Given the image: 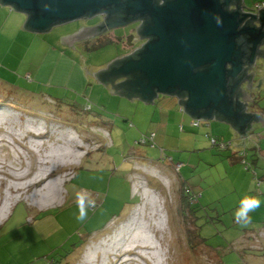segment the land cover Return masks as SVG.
Returning <instances> with one entry per match:
<instances>
[{"label":"rangeland","instance_id":"1","mask_svg":"<svg viewBox=\"0 0 264 264\" xmlns=\"http://www.w3.org/2000/svg\"><path fill=\"white\" fill-rule=\"evenodd\" d=\"M263 3L242 0L250 12ZM100 21L76 20L14 44L28 43L32 54H39L41 45L67 51L84 71V83L69 90L38 85L24 71L4 64L11 60L0 52V141L5 140L0 143V163L5 165L0 208L8 205L0 217V264H264V235L258 231L247 236L248 226L234 218L246 195L242 185L253 178L257 185L261 178L253 167L246 171L241 161L239 168L246 173H234L229 151L211 144L228 127L210 120L194 126L175 100L178 105L169 109L178 113H172L159 133L154 128L163 121L159 101L147 104L112 93L113 86L97 78L115 59L142 46L139 24L69 45L70 37ZM11 44L0 41V47ZM26 131L42 134L43 141ZM11 132L26 141L15 143ZM60 134L82 149L76 151L78 158L51 166L55 178L46 183L59 184V197H52L54 205L38 208L33 195L42 184L10 191L18 186L10 176L15 170L38 174L43 156L66 147ZM226 137L223 141L229 142ZM184 187L191 192L184 195L191 200L188 204L181 194ZM79 190L87 191L97 205L83 223L75 218ZM139 228L146 230L153 249L124 254L134 247L124 239Z\"/></svg>","mask_w":264,"mask_h":264},{"label":"water","instance_id":"2","mask_svg":"<svg viewBox=\"0 0 264 264\" xmlns=\"http://www.w3.org/2000/svg\"><path fill=\"white\" fill-rule=\"evenodd\" d=\"M122 1L127 2L130 15L150 19L142 34L155 38V41L145 46L138 60L124 61L114 71L120 76H134V81L127 84L132 94L138 93L146 102H150L158 94L185 92L188 100L183 106L193 117L212 120L217 113L224 118L213 120L230 123L240 136L241 132L251 127L248 125L251 120H260L264 125L261 113L243 114L241 110L245 109L244 101L234 100V93L247 80L244 90L250 92L247 103L262 108L264 66L259 67L255 62L257 50L264 40V32L255 27L242 28L241 25L249 16L264 25V8L253 15H242L239 11L231 13L224 9L231 0H174L163 7L156 6L153 0H4L6 4L15 5L23 12H34L22 28L39 33H48L64 25L61 23L103 17L110 10L120 13L119 4ZM110 6L117 8L110 9ZM217 17L222 22L219 26ZM112 28L103 19L94 26L81 29L77 35L69 38V42L74 45L78 41L101 36ZM241 36H248L252 45L248 62L251 66L246 70L241 61L242 47L237 42ZM129 55L115 59L109 66ZM105 70L97 72L99 80ZM240 75V79L234 82ZM256 80L257 86L253 87ZM111 92L116 93L114 88Z\"/></svg>","mask_w":264,"mask_h":264},{"label":"crops","instance_id":"3","mask_svg":"<svg viewBox=\"0 0 264 264\" xmlns=\"http://www.w3.org/2000/svg\"><path fill=\"white\" fill-rule=\"evenodd\" d=\"M27 20L28 16L24 13L15 11L11 7L4 6L0 3V41L3 39L9 40V42L12 41V44L7 48H5L6 46L0 47V52L3 58L11 60L10 63L4 64L12 69L24 71L27 76H31L38 85L65 90L75 88L74 85H82L84 83V71L78 66V62L68 55L67 51L63 49L61 50L60 47H51L49 45L48 48H45L44 45H41L38 47L39 54H32L31 51L33 47H29L28 43L14 45L15 42L19 41L21 38L36 39L39 35L44 34L22 28V25L26 23ZM69 45L72 46V44ZM161 97L163 98L161 99ZM175 100L179 102L177 97L169 95H159L155 100V102L159 101L158 106H160V117L163 118V121L155 123L154 125V128L159 133L162 132L164 122H166L165 127H167L172 113H178L176 109H169V106L172 104H175L176 106L178 105ZM161 102L165 104L161 105ZM179 106L181 107L180 104ZM250 113H261L264 117V104H262V108H254L253 112ZM202 120H204V122L209 121V119L205 118ZM210 121H216L220 124L226 125L228 130L225 131V136H227L230 141L235 142V146L233 150L229 151L228 156L230 163L236 168L234 173L237 175L238 173H246L245 170L239 168L241 164L237 155L239 150L246 148L248 152L247 158L251 164V169L246 171L250 172L253 167V171L255 170L257 172V177L261 178V181L257 183V185L253 184L254 178L253 180H250L249 183H244L241 191L245 189L246 191L244 193L246 195L254 196L261 201L260 208L250 213L252 219L251 223L247 225L248 228L246 229V235L251 236L258 231L262 233L264 232V125L260 120L258 122L253 121V125L250 127L253 131L244 143L243 137L240 136L239 132L230 123L213 119ZM209 125L211 126L212 124ZM225 136L221 134L219 135V139L223 140ZM255 137H258L257 142L259 146L257 149L252 145L253 140H256Z\"/></svg>","mask_w":264,"mask_h":264},{"label":"bare ground","instance_id":"4","mask_svg":"<svg viewBox=\"0 0 264 264\" xmlns=\"http://www.w3.org/2000/svg\"><path fill=\"white\" fill-rule=\"evenodd\" d=\"M0 131H2V130L0 129ZM26 132H27V135L31 136L30 138H32V139L37 138V139H41L42 140V138H43L42 134H39L38 136H35L33 134H30L31 132H29V131H26ZM9 135L11 136V138H13L14 142L17 143V144H18L17 140H19L21 142L22 141L23 142L26 141V137L24 135L20 136L19 138H17L16 134L12 133V132ZM58 137H59V141L63 140V142L66 145V147L61 148V149L58 147L59 150H56L54 152L52 151V152L46 154L45 156H43L41 158V160L39 161V164H40L41 168L38 171V174H36V173L35 174H30L29 172L28 173H23V172L21 173V172H19V170H15V171H13L12 175L10 176V178L13 179L18 184V186H16V187H12L11 186L9 188L10 191H13V190L20 191V190H23V188H27L28 187V189H29L31 186H37V185L42 184L43 187L40 189V191L33 195V205L38 207V208H40V207L43 208V207H48L50 205H54V204H52L53 202L51 203L52 197H55V198L57 196L59 197V193H60L59 184L55 183V182L48 183V184L46 183V181L50 180L51 178H53L54 177L53 174H55L51 170L53 168V167L51 168V166H55L57 164V162L61 161V159H64V158H70L71 160H74V159L78 158V155H77L76 151L82 149L80 146H78L79 144L77 145L75 143V140L73 138L68 137L65 134H60ZM3 142H5V140H1L0 141V143H3ZM22 143L19 144V145L21 146ZM60 145H62V144H60ZM26 148H27V146H26ZM0 165H1L0 174H3L1 169H5V165H4L3 162L0 163ZM4 174H5V172H4ZM7 208H8L7 203H5V205H4V207L2 209L0 208V217H3L6 214ZM137 219L139 220V218H137ZM130 226H131V224H130ZM133 226H134V224H133ZM138 230H139L138 233H135L134 235L129 233L127 238L124 239V237H123L121 239V241L124 239V241L126 243L129 242V243H133L134 244L133 249L127 250L128 252L124 253V254L129 255V256L130 255L133 256V253H136V255H139V254H137V252L135 250H151V249H153V247L149 243L150 240H149L148 236L146 235V230L144 228H139ZM122 245H124V244H122ZM119 249H121V248H119ZM121 256H122L121 252L120 253L117 252L116 257H119L120 260H122Z\"/></svg>","mask_w":264,"mask_h":264},{"label":"trees","instance_id":"5","mask_svg":"<svg viewBox=\"0 0 264 264\" xmlns=\"http://www.w3.org/2000/svg\"><path fill=\"white\" fill-rule=\"evenodd\" d=\"M154 1V4L156 5V6H159V7H163V6H165L167 3H169V2H171V1H174V0H153ZM224 1H226V0H222V2H224ZM0 3L1 4H3V5H6V6H9V7H11L13 10H15V11H18V12H21V13H24L25 15H27L28 16V18L29 17H31L33 14H34V12H31V11H21V10H19V8L17 7V6H15V5H8V4H6L5 2H4V0H0ZM238 4H239V6H243L242 5V0H240L239 2H238ZM124 5H126L127 7H128V4H127V2L126 1H122L120 4H119V7L121 6H124ZM231 5V4H230ZM230 5H228V6H226V7H224V9L226 10V11H228V12H231V13H233L234 11H232L231 9H230ZM110 9H113V8H117V6H110L109 7ZM130 9H128V12H127V15H130ZM240 12V11H239ZM114 13H117V11H114ZM134 17V16H133ZM137 22H139V23H142L141 25L142 26H139V28H138V36H139V40H142L143 42H142V46L139 48V49H137L136 51H134L132 54H130L129 56H127V57H125V58H123V59H120V60H118V61H116L115 63H113V64H111L105 71H103L101 74H100V76H99V78H100V81H102V82H104V83H106L107 85H112L113 86V88H114V91L116 92V93H118V94H120V95H123V96H127V97H130L131 99H137V100H141V101H143V102H145V103H147V104H152V103H155V100L159 97V95H162V94H158L157 95V97L153 100V101H150V102H146L143 98H142V96L140 95V94H138V93H131V87L129 86V85H127V84H130L131 82H133L134 81V76L132 75V76H120L119 74H116V73H114V71L117 69V68H119L120 67V65L122 64V62H124V61H128V60H132V59H134V60H138L139 59V55H140V53L142 52V50L145 48V46L147 45V44H149V43H151V42H153V41H155V38H152V39H149V37H145V36H143V34H142V32H143V30H144V27L146 26V24L148 23V22H150V19L148 18V17H142V16H137L136 18H135V20L134 21H131V22H129V23H137ZM128 23V24H129ZM61 24H65V23H61ZM58 25H60V24H58ZM127 25V24H126ZM57 26V25H56ZM146 42V43H145ZM237 42L239 43V45L242 47L241 49H242V54H243V59H245V60H248V58H250V56H251V50H252V45H251V43H250V39H249V37H247V36H243V37H240V38H238L237 39ZM121 63V64H120ZM118 65V66H117ZM109 74H112V75H109ZM162 96H166V95H162ZM169 96H175V97H177L179 100H180V102H181V110L183 111V112H185L187 115H189L190 117H192L193 118V125L194 126H200L201 124H202V122L201 121H204V120H202V119H199V118H195V117H193L192 116V114L190 113V111H188L186 108H185V106H183V103L184 102H186L187 100H188V96H187V93H185V92H182V93H177V94H173V95H169ZM252 119H253V117H252ZM205 123H207V122H205ZM248 125H250V126H252L253 125V120H251V122L248 124ZM250 126H248V127H250ZM253 130H252V128H247V131H243V132H241V136H244V135H248V137H246L245 138V142H246V139L247 138H249V135H250V133L252 132ZM246 132V133H245ZM213 139H215L216 141H218L219 143H223V144H225V146H224V148H222V149H220L219 147H217L218 149H219V151H230V150H233V148H234V146H235V142L234 141H229V142H225V141H223V140H220V139H216V138H214V137H212L211 138V144H212V146H214V147H216L215 145H213V143H212V140ZM244 142V143H245ZM229 143H231V145H229ZM254 147H255V149H257L258 148V143H256V142H254L253 141V144H252ZM247 154H248V152H247V149L246 148H243L242 150H239V152H237V155H238V158H239V160L241 161V163H243V165L245 166V169L246 170H248V169H251V164L249 163V161H248V158H247ZM255 176H256V178H257V175L255 174ZM261 181V180H260ZM259 181V182H260ZM181 194H182V197L184 198V199H186V203L188 204L191 200H189V198H186L184 195H189V194H191V192H190V189L189 188H187V187H184V188H181ZM188 197H190V196H188ZM187 199L189 200V201H187ZM71 253V252H70ZM69 252H68V255L70 254ZM67 255V256H68ZM67 256H65V257H67Z\"/></svg>","mask_w":264,"mask_h":264},{"label":"flooded vegetation","instance_id":"6","mask_svg":"<svg viewBox=\"0 0 264 264\" xmlns=\"http://www.w3.org/2000/svg\"><path fill=\"white\" fill-rule=\"evenodd\" d=\"M239 1L240 0H231V2H230L231 5L230 4L229 5H230V9L232 11H234V12L240 11V13L242 15H245V14L253 15V14H255V11L254 12H250V11H247L244 8V6H242V7L239 6V4H238ZM119 12L120 13H114L113 10H110L108 12V14H105V16L101 17V21L103 19H106V21L109 22L110 25H112L114 28H116V27H119V25L122 26L124 24H128L131 21H134L135 18L137 16H139V15H136V16L133 17V15H127L128 9H127V6L126 5L122 6L120 8V11ZM137 24H139V26H142L143 25L142 23H139V22H137ZM241 27L242 28H244V27H255L257 29H262L263 32H264V25L262 23L258 22L257 20H255L254 18H252V16L247 17L243 21ZM114 28H112L111 30H113ZM111 30H109V31H111ZM241 37H243V36H241ZM149 39H152V38H149ZM263 59H264V40H263L262 44L259 46V48L257 50L256 62H255L256 65L259 66L260 65L259 62L262 61ZM249 60H250L249 58H248V60H245V59L241 60V61H243L245 70L248 69L251 66L248 63ZM109 75H112V74H109ZM240 77H241V75L237 79H235L234 82H237L240 79ZM259 79H260V77L257 78V80H259ZM257 80L254 82L253 87L257 86V82H258ZM247 84H248L247 83V80H244L243 86L242 87H238L237 91L234 93V100L235 101H238V100H241L242 102L244 101V108L245 109H242L241 110L243 114H251L250 112H253L254 108H256V107H254L253 103L252 104L247 103V101L250 100L249 99L250 98V92L249 91L248 92H244ZM262 96H264V92H261V97ZM261 104H264V101ZM220 118H224V117H222L221 115H219L217 113L214 114L213 119H220Z\"/></svg>","mask_w":264,"mask_h":264},{"label":"clouds","instance_id":"7","mask_svg":"<svg viewBox=\"0 0 264 264\" xmlns=\"http://www.w3.org/2000/svg\"><path fill=\"white\" fill-rule=\"evenodd\" d=\"M45 9L48 10L47 6ZM218 26L222 23L220 19L216 18ZM75 202L77 212L75 218L77 221L83 223L88 219V213L90 209L96 208V201L85 190H79L75 192ZM261 206V201L254 197L245 195L239 202L238 209L234 212L235 221L243 226L251 223L250 213L256 211Z\"/></svg>","mask_w":264,"mask_h":264},{"label":"built area","instance_id":"8","mask_svg":"<svg viewBox=\"0 0 264 264\" xmlns=\"http://www.w3.org/2000/svg\"><path fill=\"white\" fill-rule=\"evenodd\" d=\"M264 8V4H258L255 6V10L254 11H258L260 9ZM247 136H243V139H245ZM213 145L219 147L220 149L224 148L225 144L223 143H219L218 141H216L215 139L212 140ZM229 145H231V143H229ZM261 235H264V232L261 233Z\"/></svg>","mask_w":264,"mask_h":264}]
</instances>
